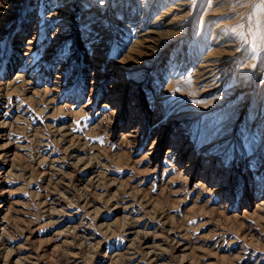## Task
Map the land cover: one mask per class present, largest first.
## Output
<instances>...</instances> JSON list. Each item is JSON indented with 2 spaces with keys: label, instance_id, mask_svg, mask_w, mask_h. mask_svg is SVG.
<instances>
[{
  "label": "rangeland",
  "instance_id": "rangeland-1",
  "mask_svg": "<svg viewBox=\"0 0 264 264\" xmlns=\"http://www.w3.org/2000/svg\"><path fill=\"white\" fill-rule=\"evenodd\" d=\"M128 1L148 23L169 6ZM188 1L187 36L171 33L177 60L121 23L124 0H0V264H264V0ZM215 20L247 65L210 92L193 64ZM123 78L136 85L120 107L109 98ZM224 86L234 97L221 99ZM165 123L196 149L212 145L190 180L179 171L196 150L166 154L169 136L148 154Z\"/></svg>",
  "mask_w": 264,
  "mask_h": 264
},
{
  "label": "bare ground",
  "instance_id": "bare-ground-1",
  "mask_svg": "<svg viewBox=\"0 0 264 264\" xmlns=\"http://www.w3.org/2000/svg\"><path fill=\"white\" fill-rule=\"evenodd\" d=\"M67 1H75V0H62V2L59 4L60 7L63 6L64 4H66ZM140 1H143L144 3H147V1H148L150 3L153 0H140ZM155 1H156V4L158 6L164 5V4H167L169 6L167 8H165V9L160 10L159 13L156 14L153 17L152 21L150 23H148L149 22V19H148L149 15H147V13H146L147 10L146 9H143V13L138 18L137 17L138 10H136L134 7H131V3L128 0H124V4L129 7V10L127 11V10H121L120 9L119 14L126 15V19H127V20L122 19L123 21L121 23L123 25L125 23L129 24L131 26V28L137 29L136 35L138 37V40L144 42L146 44V47L151 49V50H153V52L154 51L158 52L159 50H161L163 48V51L164 50H169V53H168L169 56H174L178 60V58H181V57H178V55H177L178 53H180L179 52L180 51V46L177 47V51L174 52L175 46H176V45H174V43L177 40H179V38H178V36H176L177 35L176 33H173L172 35H171V33H172L173 29L178 28V27H183L184 29L182 31V35L186 34L185 36H187L188 23L190 22L191 16L193 15V9L190 6V1H188V0H155ZM91 4L93 6L100 5L101 4V0H91ZM67 5L68 4H66L64 6H67ZM144 7L147 8V6H144ZM63 9H66V8L64 7ZM130 11H131V13H129ZM228 11H230V10H228ZM229 13H231V12H229ZM225 15H226V13H225ZM208 23H210V22H208ZM213 23H215V26H213V32H212L211 38H210L209 43H208L210 45V51H208V52H206L204 54L198 55V57H200V58L199 59H194V64H193V69H194L193 70L194 71L193 75H194L195 82L201 83V84H203V86L205 85V87L210 92L211 91L214 92V91H217V90L218 91L222 90L223 89V85H225V83H226V82H224L225 81L224 77H229V74L232 71H236L237 72L236 73L237 76H241V74H243V72L246 69L245 66L247 65V62H246L247 60L244 62L246 54L244 53V50L242 48L243 46L242 45L240 46L237 43V41H235L233 39V37H231L229 34H227L226 32H223V28H224V25H225L224 22L215 20V22H213ZM202 28H203V26L201 24L199 32L201 31ZM205 30H206V27H205ZM185 36H182V37H185ZM196 40H197V38L195 39V43H196ZM102 41L107 42L106 36H103V40ZM20 42H21L20 40H17L15 43H20ZM26 43L30 44V43H32V41L28 40ZM201 43H203V40L199 44H201ZM15 45H17V44H15ZM193 45H194V43H193ZM193 45H192V48H195ZM188 47L190 48L191 45H189ZM88 48L89 47H87L86 49H88ZM23 49L24 50H28V52H26V51L24 52V55H27V53L29 54V51L32 50V46H24ZM200 52L203 53L202 51H200ZM95 57L92 58L93 59L92 60L93 65L96 64V66L98 67V66H103V64H105V58H106L105 54H102L101 57H99V56H95ZM123 60L125 61V58H123ZM182 60H183V58H182ZM124 61H123V63H124ZM99 63H102V64H99ZM166 64H167V62H166ZM133 69H135V68H131L129 70L130 73L133 72ZM232 79H233V76H232ZM237 79H239V78H237ZM228 83L229 82H227L226 84H228ZM245 83H243L242 85L240 84V86L243 88L245 85H249L247 87L245 86L244 89L246 91H249V90L253 91L254 90V86L252 87L253 83L252 84L251 83L245 84ZM129 84H130V82H129L128 78H123V81L115 83L114 86H113V89H112L114 92H110V93H113V94L110 95L109 102L111 104H117L120 107H123V104L125 102V100H124L125 97L123 96V92L126 90V88H127V86ZM130 85L132 87V86L136 85V82L133 83V84H130ZM225 88L227 90V87H225ZM234 88L236 89V87H234ZM242 88H241V90H242ZM235 89L234 90H232V89L229 90V88H228L227 91L224 90L223 93L221 94V95H223V98H221V99L222 100H228L229 98L234 97L235 92H236ZM115 91H118V92H115ZM216 93H214V94H216ZM127 102L128 103H133L134 101L132 99H128ZM104 105H106V104H104ZM226 110H228V111L232 110V106H231V108L225 109V111ZM234 110H236V112H238V110H240V108H235ZM140 125H141V123H137L136 126L131 127L127 132H125V135L128 136L130 140H134L135 141L139 137L140 132L143 129ZM173 128H174L173 124L170 125V124H166V123L165 124H160L156 128L155 135L158 136L159 140L158 139L155 140V138L152 140L151 145L148 148V149H150V151H148V154L149 153L155 154V152H152V150L158 145L159 142L162 143L169 136H171L169 145H173V147L172 146H171V148L168 147V150H167L166 154H168V153H170L172 151L170 149H177V150L180 149L179 145L182 144V143H183L184 146H183V148H182V150L180 152L182 153L183 158L190 151L196 150L197 153L199 154V156L201 157V160L198 158L199 156L196 157V156L191 155L189 160L186 162V164L182 168V170L179 171L180 172L179 174L181 176H184V177H186V178H188L190 180L193 176H195L194 174H195V171H196V169L198 167L197 166L198 163H202L203 162L202 161V159L204 158L203 155L207 151V148L211 147L212 145L209 143V144L203 146L202 148L196 149L194 145H192L190 143L186 144V141H187L186 138L183 141L181 139H178L180 137L177 138L176 134H172L173 133L172 132ZM129 143H131V142H129ZM132 147H133V145H132ZM201 171L202 172H201V176L200 177L202 178V180H205V181H208L209 183H212V181L206 180L207 178L208 179L211 178L210 177L211 176L210 175L211 168L210 167L208 168L207 166H205L203 164L202 167H201ZM231 174H227L226 175V177H225L226 180L224 182H222L220 184V186L224 185L229 180ZM196 184L201 186L200 182H196ZM215 190L219 191L220 188L218 186H216ZM245 197H248V193L245 194ZM254 197H257V195H255ZM254 205H255V209L256 210L264 211V201L263 200L257 201ZM132 229H133V227H132ZM132 231H131V233H132ZM128 233L130 234V232H128ZM136 235H138V234H136ZM156 250L158 251L157 248H156ZM152 252H153V250H152ZM154 255H157V254H154ZM161 258H159V259H161ZM157 261L158 260H156V262Z\"/></svg>",
  "mask_w": 264,
  "mask_h": 264
}]
</instances>
